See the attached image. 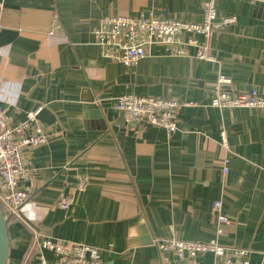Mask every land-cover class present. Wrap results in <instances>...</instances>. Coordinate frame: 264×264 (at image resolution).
Listing matches in <instances>:
<instances>
[{
	"label": "crops",
	"instance_id": "crops-1",
	"mask_svg": "<svg viewBox=\"0 0 264 264\" xmlns=\"http://www.w3.org/2000/svg\"><path fill=\"white\" fill-rule=\"evenodd\" d=\"M204 1L0 0V106L14 125L42 105L47 136L22 150L19 186L29 201L26 214L7 217L8 264H37L35 233L95 245L103 264H237L210 252L187 263L153 243L171 238H216L249 250L250 264L264 262V108L210 105L217 86L264 94V0H215L217 21L235 19L214 29L212 60L156 43L124 65L94 43L107 14L152 10L200 22ZM220 74L228 82L219 84ZM127 93L195 105L178 110L173 132L127 125L111 106ZM83 175L87 185L76 190ZM60 193L73 195L67 210L56 206ZM42 252L53 264L55 255Z\"/></svg>",
	"mask_w": 264,
	"mask_h": 264
},
{
	"label": "built area",
	"instance_id": "built-area-1",
	"mask_svg": "<svg viewBox=\"0 0 264 264\" xmlns=\"http://www.w3.org/2000/svg\"><path fill=\"white\" fill-rule=\"evenodd\" d=\"M234 19L232 16L217 21L215 0H205L203 19L200 22L163 18L152 10L135 16L120 13L107 14L101 18L99 25L93 30V37L94 43L103 56L124 65H131L144 58L148 53L147 47L156 43L165 45L167 50L175 55H186L188 48L193 47L198 59L212 60L210 38L214 29ZM52 31L53 29L50 30ZM217 80L219 84L228 82V78L222 74ZM215 91V96L210 100V105L213 107L264 108V94L256 88L231 92L217 86ZM192 105H195V102L133 93L116 96L111 102V106L120 113L125 124H151L163 127L168 132L177 130L178 110L183 106ZM41 109L42 105L28 110L23 120L12 125L5 109L0 106V203L6 217L20 211L26 214L29 192L19 186L25 171L22 150L47 140L38 117ZM220 135L224 142V132ZM224 170H228L226 159H224ZM87 180V176H81L76 184V190H83ZM72 202L73 195L60 193L56 206L67 210ZM212 211L219 224L228 221L223 213L220 199L213 200ZM220 230L219 227L218 231ZM153 243L160 251H171L187 263H193L200 253L210 252L215 256L224 257L227 263L235 259L237 264H250L249 250L221 244L216 238L207 241L153 239ZM32 244V247L38 249L37 264H48L42 252L43 248H47L55 255L53 264H103L101 249L92 244L43 237L36 233L33 235ZM107 248L112 249V244H109ZM258 264H264V262Z\"/></svg>",
	"mask_w": 264,
	"mask_h": 264
},
{
	"label": "water",
	"instance_id": "water-1",
	"mask_svg": "<svg viewBox=\"0 0 264 264\" xmlns=\"http://www.w3.org/2000/svg\"><path fill=\"white\" fill-rule=\"evenodd\" d=\"M94 106L98 109L96 104H94ZM8 258H9L8 218L4 215L2 208L0 207V264H8Z\"/></svg>",
	"mask_w": 264,
	"mask_h": 264
},
{
	"label": "trees",
	"instance_id": "trees-1",
	"mask_svg": "<svg viewBox=\"0 0 264 264\" xmlns=\"http://www.w3.org/2000/svg\"><path fill=\"white\" fill-rule=\"evenodd\" d=\"M0 207L2 208V204H1V203H0ZM12 217H14V215H12V216H10V217H8V218L10 219V218H12Z\"/></svg>",
	"mask_w": 264,
	"mask_h": 264
}]
</instances>
